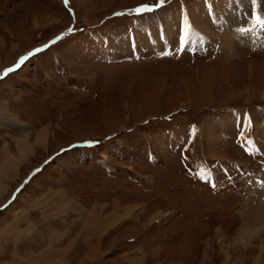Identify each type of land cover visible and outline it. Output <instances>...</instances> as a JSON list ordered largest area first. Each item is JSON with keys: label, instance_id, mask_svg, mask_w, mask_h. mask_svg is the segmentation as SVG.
<instances>
[{"label": "rangeland", "instance_id": "obj_1", "mask_svg": "<svg viewBox=\"0 0 264 264\" xmlns=\"http://www.w3.org/2000/svg\"><path fill=\"white\" fill-rule=\"evenodd\" d=\"M251 16L264 0H0V264H264Z\"/></svg>", "mask_w": 264, "mask_h": 264}, {"label": "crops", "instance_id": "obj_2", "mask_svg": "<svg viewBox=\"0 0 264 264\" xmlns=\"http://www.w3.org/2000/svg\"><path fill=\"white\" fill-rule=\"evenodd\" d=\"M50 198H47V199H44V200H37V201H35L34 203H33V205H37V206H40L42 203H44V206L46 205V206H53V205H51V201L49 200ZM56 215V213H52V214H50V215H39V216H37L35 219H34V221L35 222H38V223H43L44 225H41L40 227H43V226H45L46 227V230L48 229L47 228V226H49V228L50 227H53V226H51V225H49V224H56V223H65V220H66V217L64 216V215H61V218L60 219H57V217L55 216ZM25 218V220L26 221H32L31 219H30V214L29 215H27V216H22L21 218H19V220L21 219V220H23ZM24 220V221H25ZM45 224H47V225H45ZM55 230H58L57 228H55ZM45 238V237H44ZM49 251V255H50V260H52V264H56V260H57V256L55 255V254H57L55 251H54V249H49L48 250ZM55 255V256H54ZM54 256V257H53Z\"/></svg>", "mask_w": 264, "mask_h": 264}, {"label": "snow or ice", "instance_id": "obj_3", "mask_svg": "<svg viewBox=\"0 0 264 264\" xmlns=\"http://www.w3.org/2000/svg\"><path fill=\"white\" fill-rule=\"evenodd\" d=\"M159 2L162 3L163 0H159ZM65 3L67 4V0H65ZM148 10H150V9H148L147 7H143V8L135 9L134 11L137 14H139L142 11H148ZM253 20H255L260 25L261 28H264V18H261V17H258V16H253ZM237 31L240 32L241 34H244V33L248 32V31H251V30L250 29H245L243 27H240V28L237 29ZM17 66H19V65H17ZM11 71H12V69H8V72H11Z\"/></svg>", "mask_w": 264, "mask_h": 264}, {"label": "bare ground", "instance_id": "obj_4", "mask_svg": "<svg viewBox=\"0 0 264 264\" xmlns=\"http://www.w3.org/2000/svg\"><path fill=\"white\" fill-rule=\"evenodd\" d=\"M242 6H243V8H239V7H237L235 10H238V11H240V12H242L244 9H247V5L245 4V3H242ZM227 20L229 21V18H227ZM228 25H230V24H228ZM224 30L226 31V32H231V30L228 28L227 29V25H225L224 26ZM153 42L152 41H150V44H152ZM151 47V46H150ZM263 195H264V193H263Z\"/></svg>", "mask_w": 264, "mask_h": 264}]
</instances>
